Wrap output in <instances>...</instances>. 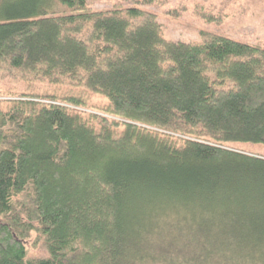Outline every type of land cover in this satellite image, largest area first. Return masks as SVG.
Returning a JSON list of instances; mask_svg holds the SVG:
<instances>
[{"label": "trees", "instance_id": "1", "mask_svg": "<svg viewBox=\"0 0 264 264\" xmlns=\"http://www.w3.org/2000/svg\"><path fill=\"white\" fill-rule=\"evenodd\" d=\"M55 3L0 24V76L45 88L0 90V264H255L264 157L226 145L264 147V46Z\"/></svg>", "mask_w": 264, "mask_h": 264}, {"label": "rangeland", "instance_id": "2", "mask_svg": "<svg viewBox=\"0 0 264 264\" xmlns=\"http://www.w3.org/2000/svg\"><path fill=\"white\" fill-rule=\"evenodd\" d=\"M89 2L94 10L137 8L153 13L163 26L164 36L169 41L200 43L206 34H215L252 45L264 46V0H89ZM34 8L43 12L61 10L55 0H1L0 24L9 20L7 14L10 12ZM42 16L43 14L38 13L34 19ZM44 89L43 84L29 85L20 78L0 76V90L7 91L6 94L41 92ZM105 104L103 97L90 95L88 102L90 107L102 108ZM226 146L233 150L264 157V147L259 145L227 144ZM154 221L155 219L152 218L144 222L153 225ZM187 226L188 223L179 220L164 230L172 238L170 241L181 245L185 240ZM46 253L45 246L40 243L39 248L31 251V256L43 257ZM254 263L264 264V255H260Z\"/></svg>", "mask_w": 264, "mask_h": 264}]
</instances>
